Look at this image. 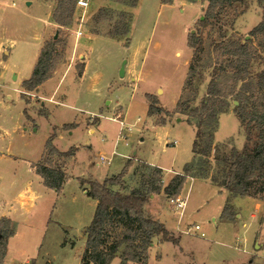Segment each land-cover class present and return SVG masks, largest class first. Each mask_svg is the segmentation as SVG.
Segmentation results:
<instances>
[{"label": "rangeland", "instance_id": "1", "mask_svg": "<svg viewBox=\"0 0 264 264\" xmlns=\"http://www.w3.org/2000/svg\"><path fill=\"white\" fill-rule=\"evenodd\" d=\"M56 2L0 0V72L5 74L0 75V151L9 155L0 159L4 171L0 196L12 198L14 204L17 193L26 186L39 195L35 207L39 225L36 229L23 225L9 246L7 257L17 264L26 259L36 264H81L96 201L86 195L79 178L102 181L119 173L133 153L165 170L161 185L171 174L183 171L193 156L195 130L190 123L195 119L187 113L205 98L214 66L218 80L232 74L225 66L227 60L218 57L217 44L242 41L259 55L250 66L248 80H255L264 65V34H249L264 18V0H237L207 25L198 23L207 4L203 0H173L170 4L136 0L135 6H130L132 0H88V7L83 12L75 10L72 24L63 27L52 19ZM77 30L82 34L78 36ZM190 33L201 38L191 81L189 63L194 49L187 45ZM51 39H58L57 62L48 79L62 82L60 88L56 91L49 83L21 94L23 80L30 77L40 49ZM123 60L124 75L120 77ZM220 62L225 71H220ZM148 94L158 99L152 115L147 114ZM179 99L185 113L174 111ZM234 101L229 99V106L218 115L211 164L206 165L208 175L217 174L215 150L244 147L245 132L234 113ZM92 113L100 118L90 119ZM112 117L131 126L122 131L126 139H117L119 123ZM52 135L57 149L76 147L72 164L70 159L47 155L38 161L50 159V165L62 170L68 167L59 191L46 187L35 169H29ZM100 155L111 158L109 164H97ZM139 166L128 176L129 191L141 189L135 183ZM141 174L144 182L150 178L149 171ZM178 195L186 197L180 219L165 194L146 204L149 210L154 207L156 217L178 237L177 244L155 238L147 264H264V205L255 210L254 201L250 203L246 196L230 197L209 179L201 178H187ZM227 199L232 206L230 217L222 215ZM195 224L200 226L198 230L192 228ZM124 230L113 234L120 237ZM123 247L110 264H122ZM0 264H10L6 254Z\"/></svg>", "mask_w": 264, "mask_h": 264}, {"label": "trees", "instance_id": "2", "mask_svg": "<svg viewBox=\"0 0 264 264\" xmlns=\"http://www.w3.org/2000/svg\"><path fill=\"white\" fill-rule=\"evenodd\" d=\"M194 1V0H189ZM206 8L204 15L199 19L200 25H207L212 20H218L225 10L234 5L237 0H203ZM163 3H172L173 0H162ZM76 0H57L52 12V19L59 27L69 26L74 20ZM132 0L130 6H135ZM124 30V34L127 33ZM252 36L264 34V18H262L250 31ZM58 39L47 41L40 49L37 61L29 78L23 80L22 90L32 91L45 80L51 77L57 62L56 45ZM187 45L194 49V55L189 63L191 81L195 72L196 53L201 47V38L190 33ZM221 61H226L232 70L231 75H226L224 80H218V68L213 67L214 74L208 81L205 98L198 107L190 113L195 119L194 139L192 142L193 158L183 167L182 173L172 176L166 184H162V173L158 167L141 166V172L136 185L130 191L123 186V177L127 173L131 162L127 160L122 170L102 181L92 177L79 178L80 184H87L89 188L86 195L96 201L93 217L86 229V241L82 252L81 264H110L119 248L124 245L121 254L122 264L129 261H139L147 264L148 250L155 238L178 243V237L169 231L163 222L156 218L146 207L152 194L163 192L169 199L175 198L185 183L187 177L209 179L220 189L227 191L232 196H250L264 203V65L256 74L255 80H248L249 69L259 55L251 51L247 43L233 40L216 45ZM219 59V58H218ZM225 66L220 62V71H225ZM237 100L234 113L238 117L245 132V144L241 150L232 146L229 150H215L214 161L217 174L208 175L207 166L211 164L210 153L214 132L218 125V115L229 106V99ZM147 114L156 112L155 104L158 102L154 95H147ZM180 99L174 111L185 113L181 110ZM40 114H46L39 110ZM162 120L161 123H164ZM74 124L70 125L73 127ZM64 128L67 125L64 124ZM52 136H49L44 145V156L70 157L74 155L76 147L62 151L57 149ZM48 162L34 164L36 173L42 178L43 184L59 191L67 179V174L58 166ZM207 165V166H206ZM142 171H149L150 178L142 181ZM135 186V185H134ZM229 200L225 202L222 215L231 216ZM125 229L120 237L115 233L118 229ZM15 223L9 218H0V263L6 254L7 240L14 234ZM29 264H34L31 260Z\"/></svg>", "mask_w": 264, "mask_h": 264}, {"label": "crops", "instance_id": "3", "mask_svg": "<svg viewBox=\"0 0 264 264\" xmlns=\"http://www.w3.org/2000/svg\"><path fill=\"white\" fill-rule=\"evenodd\" d=\"M7 53H8V50H7ZM6 53V54H7ZM84 72V71H83ZM126 72H127V69H126V66H125V74H126ZM14 74V73H13ZM0 75H3V76H5V74L4 73H2V72H0ZM15 75H16V73H15ZM82 75H83V73H82ZM51 81V79H47L46 81H44L42 84H40L39 86H42V85H48L49 83H51V85H48V87H50V88H52V89H54V88H56L55 90L57 91V89H59L60 88V86H61V84H62V82L59 84V83H53V82H50ZM38 86V87H39ZM22 92H23V90H21V94H22ZM7 98H9V96H6ZM62 98V97H61ZM55 103H62L61 101H59V100H55ZM49 110V109H48ZM101 115V114H100ZM100 118L99 116H95V113H92V114H90V119H92V118ZM118 118L120 117V115H118L117 116ZM111 119H113V117L111 118ZM113 120H115V121H117L118 123H119V121L120 120H123L124 121V119H113ZM138 120H139V118H138ZM91 121V120H90ZM33 123V122H32ZM31 123V125H34V123L32 124ZM98 124H99V122H98ZM97 124V125H98ZM124 126H126L127 128H125V130H130L131 129V126H129V125H126V123H125V121H124ZM124 126H123V128H121V125H120V123H119V131H118V133H117V139H122V138H124V139H126V135H124L123 133H122V131H123V129H124ZM89 132H94V129H93V126L92 125H90V129H89ZM1 135H3V133H1L0 132V137H1ZM62 151H64V150H62ZM44 153H45V151H44V149H43V151H42V154H41V156H40V158L37 160V162L36 163H38V161L39 160H41L42 159V157L44 156ZM74 155H75V152H74ZM74 155H72V156H70V157H66V158H64V157H62V159L63 160H67V159H70V160H68V162L69 161H71V163L70 164H72L73 163V157H74ZM9 157V155L8 154H6L5 152H3V151H0V159H3V158H5V157ZM100 156H104V155H100ZM99 156V157H100ZM105 157V156H104ZM105 158H107V157H105ZM192 158H193V156H192ZM192 158H191V160H192ZM109 160H111V158H108ZM127 160H129L130 162H131V166L129 167V169H128V171H127V173L124 175V177H123V186H131L132 184H130V182H128V176L131 174H133L134 173V171H135V169H136V167L138 166V165H140L139 167H141V166H144V168H147V167H158V168H160L161 169V173H162V179L164 180V174H165V170L162 168V167H160L159 165H156V164H154V163H151V162H147V161H145V160H142V159H137L136 158V156L134 155V153L132 154V155H129L128 157H127ZM126 160V161H127ZM190 160V161H191ZM190 161H188V162H190ZM110 162V161H109ZM139 162H141L142 164H140ZM188 162H186V163H188ZM35 162L34 163H32L31 165H30V170H34L35 168H34V164H36ZM97 164H99V163H107L106 161H103V162H101L100 161V159H99V161H97L96 162ZM109 164V163H108ZM66 165V164H65ZM67 169H68V167H63V170H64V172L66 173V174H68V172H67ZM133 171V172H132ZM180 173H182V172H180ZM116 174H118V173H115V174H112V175H110V176H106V177H104V179L105 178H108V177H111V176H113V175H116ZM175 174H177V173H174V174H171L168 178H167V182L169 181V179L172 177V176H174ZM4 176V171L3 170H0V179L2 178ZM69 176V175H68ZM41 178V177H40ZM187 178H189V179H193V178H196V177H187ZM41 181H42V178H41ZM86 185H82V187H83V190H84V192L86 193V190H87V187H85ZM217 187V186H216ZM219 188V187H218ZM220 189V188H219ZM221 191H225L224 189H220ZM225 192H227V191H225ZM160 194H163L164 195V193L163 192H161V193H159V194H154L153 196L155 197V196H159ZM153 197V198H154ZM39 198V195L37 194V192L35 191V190H33V189H31V187L30 186H26V188L25 189H23V190H21L20 192H18L17 193V195H16V197H15V200H14V204L12 203V201H11V199L12 198H9L8 196H0V218L1 217H5V218H9L10 220H12L14 223H15V230H14V234L12 235V236H10L9 238H8V240H7V250H6V260L10 263V264H17V263H14V262H12L10 259H8V257H7V255H8V252H9V246L11 245V244H13L14 243V241L16 240V237L20 234V229L22 228V226L23 225H25V226H27V227H29L30 229H36V225H39V221L37 220V212L35 211V207H36V204H37V199ZM153 198H151V196H150V199H153ZM186 198V197H185ZM246 198H248L249 199V202L250 203H252L253 201V209H257V208H259V207H262L263 205H264V203L262 202V201H260L259 199H256V198H253V197H250V196H246ZM2 200H6V201H2ZM8 200V201H7ZM16 205L18 206V209H16ZM6 206H8L7 208H6ZM186 206V205H185ZM173 207V206H172ZM174 209V208H173ZM174 211V210H173ZM150 212L156 217V215L153 213L154 212V207H153V209L151 208L150 209ZM176 213V212H175ZM182 213H183V211H182ZM178 214V216H179V219H180V217L182 216V214H179V213H177ZM253 215V214H252ZM251 215V216H252ZM236 216H239L240 217V215L239 214H237ZM45 218H46V215H44V218L42 219L43 221H42V223H44L45 222ZM157 218V217H156ZM47 223H48V220H47ZM42 226V225H41ZM33 227H35V228H33ZM158 239V238H157ZM155 241V240H154ZM153 245V244H152ZM256 248H257V246H256ZM260 248V247H259ZM259 248H257V249H259ZM30 262V259H26L25 260V262H23V263H19V264H27V263H29ZM250 262H252V261H250ZM34 264H36V261H35V263Z\"/></svg>", "mask_w": 264, "mask_h": 264}, {"label": "built area", "instance_id": "4", "mask_svg": "<svg viewBox=\"0 0 264 264\" xmlns=\"http://www.w3.org/2000/svg\"><path fill=\"white\" fill-rule=\"evenodd\" d=\"M87 7H88V0H76L75 10L77 12H78V10H81L83 12V10H85ZM82 18L83 17H81V20H82ZM80 25L81 24H79V26ZM76 32H77L78 36L82 34L81 30H77ZM115 118H118V117L116 116ZM115 118H113V119H115ZM119 123L121 125V128H123L124 121L120 120ZM99 159L101 162L106 161L107 163H109V161H110L108 158H105L104 156H100ZM170 202L174 208V212L182 214V211L184 210V207L186 205V198H183L180 195H177L175 198L170 199ZM192 228L195 230H198L200 228V226L198 224H195ZM201 235H203V233H201Z\"/></svg>", "mask_w": 264, "mask_h": 264}, {"label": "water", "instance_id": "5", "mask_svg": "<svg viewBox=\"0 0 264 264\" xmlns=\"http://www.w3.org/2000/svg\"><path fill=\"white\" fill-rule=\"evenodd\" d=\"M26 4H29V1H27ZM54 37H57V34H55ZM124 64H125V60H123L121 66H120V70H119V76L120 77H122L124 75ZM13 78H15V76H13ZM234 103H235V105H237L238 101H234ZM177 120H180V118H178Z\"/></svg>", "mask_w": 264, "mask_h": 264}]
</instances>
